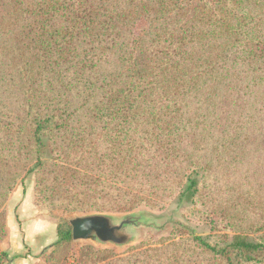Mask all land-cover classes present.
Segmentation results:
<instances>
[{"label":"trees","instance_id":"obj_1","mask_svg":"<svg viewBox=\"0 0 264 264\" xmlns=\"http://www.w3.org/2000/svg\"><path fill=\"white\" fill-rule=\"evenodd\" d=\"M195 118L201 148L212 129L220 154L253 147L258 134L264 149V0H0V240L24 171L44 210L160 206L168 147ZM200 168L172 179L187 181L193 202ZM234 228L194 242L210 264H264V211ZM57 230L45 264H204L166 242L76 249L67 219ZM8 258L0 251V264Z\"/></svg>","mask_w":264,"mask_h":264},{"label":"rangeland","instance_id":"obj_2","mask_svg":"<svg viewBox=\"0 0 264 264\" xmlns=\"http://www.w3.org/2000/svg\"><path fill=\"white\" fill-rule=\"evenodd\" d=\"M136 25L138 30L145 26L142 20ZM196 122V118L192 121L185 119L179 124L176 131L180 136L178 144L168 147L175 150L174 158L170 165H163V169L171 168L163 179L171 188H167L165 201L158 207L142 203L128 212H69L60 207L44 210L35 204V174L22 172L5 204L6 235L0 240V251H6L9 258L3 264H14L16 260L45 264L47 255L58 240L59 217L69 221L77 215L92 213L110 215L117 224L128 216L137 218L139 223L129 226L132 240L127 244L81 240L75 241L76 249L92 245L96 249H111L124 254L143 242H166L173 245V250L178 248L183 251L186 259L210 264L212 256L196 246L195 236L216 243L220 234H234L235 225L243 227L264 211V149L261 146L262 137L258 134L253 147L220 154V150H223L214 147L218 142V133L212 129L207 136L208 144L201 148L203 144L199 141L201 135L197 133ZM96 137L93 132V141L104 145ZM48 156H51L50 150ZM194 161L202 164V176L198 180L204 187L203 198L197 202L191 201L185 179L180 188L185 190L183 193L175 188L178 184L172 181L174 176V179H179L176 175L183 167L190 173ZM70 162H77V157Z\"/></svg>","mask_w":264,"mask_h":264},{"label":"water","instance_id":"obj_3","mask_svg":"<svg viewBox=\"0 0 264 264\" xmlns=\"http://www.w3.org/2000/svg\"><path fill=\"white\" fill-rule=\"evenodd\" d=\"M69 223L74 241L92 240L124 245L132 240L129 226L139 221L137 218L128 216L117 224L110 215L92 213L70 218Z\"/></svg>","mask_w":264,"mask_h":264},{"label":"crops","instance_id":"obj_4","mask_svg":"<svg viewBox=\"0 0 264 264\" xmlns=\"http://www.w3.org/2000/svg\"><path fill=\"white\" fill-rule=\"evenodd\" d=\"M14 262H15L14 264H32V262L30 260H26L24 262L23 261L22 262L21 261L19 262L18 260H16Z\"/></svg>","mask_w":264,"mask_h":264}]
</instances>
